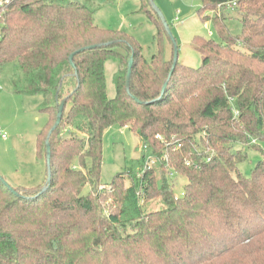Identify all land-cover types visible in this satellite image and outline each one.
<instances>
[{
	"label": "trees",
	"instance_id": "16d2710c",
	"mask_svg": "<svg viewBox=\"0 0 264 264\" xmlns=\"http://www.w3.org/2000/svg\"><path fill=\"white\" fill-rule=\"evenodd\" d=\"M5 1L0 75L14 64L15 93L41 95L39 111L49 119L36 142L43 183L12 187L0 175V264H264V0H200L199 15L216 13L203 20L221 41L195 37L201 66L177 63L164 94L174 60L160 35L147 59L134 37L95 25L94 9L81 0ZM229 8L242 26L237 37ZM111 58L119 66L115 98L106 86ZM63 100L48 182L46 143ZM112 126L128 128L146 149L135 173L103 184ZM165 151L171 169L161 161ZM252 156L261 159L246 175L241 167ZM149 158L157 161L150 169ZM172 172L186 178L181 197ZM156 196L163 207L146 211Z\"/></svg>",
	"mask_w": 264,
	"mask_h": 264
},
{
	"label": "rangeland",
	"instance_id": "374dc122",
	"mask_svg": "<svg viewBox=\"0 0 264 264\" xmlns=\"http://www.w3.org/2000/svg\"><path fill=\"white\" fill-rule=\"evenodd\" d=\"M81 1L94 9L95 25L104 29L123 31L134 37L147 59L156 53V36L159 38L160 35L165 46V57L169 62H173L174 45L171 38L169 35L166 36L153 9L149 8L151 17L141 10V0H113L111 3H107L106 0ZM143 2L147 4L146 0ZM153 3L161 12L178 46V63L190 68L200 67L202 58L192 42L195 37L221 41L213 23L203 20L206 15L212 18L216 13L199 15L200 0H153ZM5 4L8 2L0 0V6ZM226 14L231 35L239 36L242 26L235 18L233 9L229 8ZM119 50L124 53L122 48ZM15 67L14 64H7L0 75V175L6 179L9 186L29 189L42 184L46 177L45 159H38L36 142L38 134L45 129L49 118L46 113L39 111L43 103L41 95L25 96L15 93L13 81L19 77ZM118 69V61L115 58H111L105 64L106 86L110 98L116 97L114 79ZM143 147L142 142L128 128L119 126L109 128L103 141L102 183L110 184L115 176L125 170L127 172V169H132L135 173L137 167L134 166V161L141 156ZM262 148L264 149V144ZM164 155L168 157L167 165L171 169L169 152L165 151ZM260 159V156H252L249 163L242 165L241 169L249 175L251 168ZM175 173H170L169 178L174 185L175 196L181 197L184 194L186 178ZM128 176L130 172L125 174V177ZM125 184L129 186L130 180L126 179ZM89 189L88 186L85 188V194ZM162 207L161 198L158 196L145 205L148 212ZM231 263L230 260H222L215 264Z\"/></svg>",
	"mask_w": 264,
	"mask_h": 264
},
{
	"label": "water",
	"instance_id": "95a60500",
	"mask_svg": "<svg viewBox=\"0 0 264 264\" xmlns=\"http://www.w3.org/2000/svg\"><path fill=\"white\" fill-rule=\"evenodd\" d=\"M150 2V5L152 7V9L154 10V12L157 14V16L160 18L162 24L164 25L167 34L169 35V37L172 39V42L174 44V49H175V54H174V63H173V67L171 70V73L169 75L168 81L165 83L163 90H162V94L165 93L167 86H168V82L172 77V74L175 70V67L178 63V46L175 42V39L171 36V32L168 28V25L165 21V19L163 18L161 12L157 9V7L154 5L153 0H148ZM71 64H73V56H71L70 58ZM132 66H133V60L131 59L129 62V70H128V76H127V84L129 87V81H130V77H131V72H132ZM65 103L66 101L63 100L60 104H59V108H58V115H57V121L55 123V125L53 126L52 130L49 133V137L47 140V169H48V176H47V181L50 182L51 181V149H50V138L51 135L57 130V128L61 125L62 119H63V115H64V107H65Z\"/></svg>",
	"mask_w": 264,
	"mask_h": 264
},
{
	"label": "built area",
	"instance_id": "2783aa9c",
	"mask_svg": "<svg viewBox=\"0 0 264 264\" xmlns=\"http://www.w3.org/2000/svg\"><path fill=\"white\" fill-rule=\"evenodd\" d=\"M143 149L145 150L146 147L144 146ZM161 161H162V162L164 161L166 164H168V157L164 155V156L161 158ZM156 163H157V161H156L155 159H153V158H149L148 161H147V164H146V167H145V168L150 169V168H152ZM167 166H169V165H167Z\"/></svg>",
	"mask_w": 264,
	"mask_h": 264
},
{
	"label": "crops",
	"instance_id": "0c3cea01",
	"mask_svg": "<svg viewBox=\"0 0 264 264\" xmlns=\"http://www.w3.org/2000/svg\"><path fill=\"white\" fill-rule=\"evenodd\" d=\"M42 173V172H41ZM42 175V174H41Z\"/></svg>",
	"mask_w": 264,
	"mask_h": 264
}]
</instances>
